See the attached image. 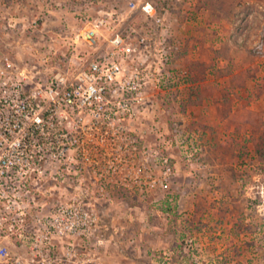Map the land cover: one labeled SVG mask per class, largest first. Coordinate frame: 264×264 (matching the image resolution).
<instances>
[{
  "label": "rangeland",
  "instance_id": "obj_1",
  "mask_svg": "<svg viewBox=\"0 0 264 264\" xmlns=\"http://www.w3.org/2000/svg\"><path fill=\"white\" fill-rule=\"evenodd\" d=\"M129 1L146 0H0V64L11 61L28 87L55 75L74 77L93 56L106 53L112 29L135 44L146 37L147 51L127 59L126 73L138 69L157 85L144 88L145 109L129 126L142 143L156 144L158 159L166 157L172 172L166 188H145L150 175L165 176L151 151L92 150L84 153L95 162L77 165L69 159L82 152H65L66 163L51 160L41 172L33 169L31 214L42 223L57 218L78 226L63 238L72 246L61 243L76 253L78 264H264V121L239 108L235 117L216 123L193 109L199 94L195 58L209 52L208 75L214 74L215 41L220 45L222 36L229 46L231 25L246 2L264 6V0H149L164 15L162 26ZM261 15H243L236 24L243 26L256 79H264V57L253 51L264 32ZM101 16L110 25L90 46L79 33ZM199 33L212 46L202 48ZM163 46L168 59L160 62ZM180 68L189 72L186 86H165L171 70ZM258 101L264 106V97ZM254 105L261 106L257 100ZM29 222L38 221L31 216Z\"/></svg>",
  "mask_w": 264,
  "mask_h": 264
},
{
  "label": "built area",
  "instance_id": "obj_2",
  "mask_svg": "<svg viewBox=\"0 0 264 264\" xmlns=\"http://www.w3.org/2000/svg\"><path fill=\"white\" fill-rule=\"evenodd\" d=\"M128 4L157 26L164 24V15L158 13L149 0ZM253 5L247 1L240 16L244 15L243 20H247L261 13L264 26V6ZM107 15L109 19L113 14ZM108 19L101 16L91 27L83 29L79 33L82 40L96 46L99 29L110 25ZM106 46L105 54L93 56L71 79L55 75L47 84L36 83L32 87L26 85L23 72L7 58L0 64V264H78L72 249L61 248L62 242L72 246L63 238L72 236L78 226L57 218L42 223L28 208L33 169L39 173V168L50 164L51 160L66 163L61 161L65 152H82L69 159L77 165L95 162L84 153L87 151L148 150L154 164L163 167L165 176L157 179L150 175L143 181L145 188L155 187L157 183L164 188L168 186L172 172L167 158L158 159L156 144L142 143L139 134L129 126L145 109L144 88L157 85L145 80L138 69L126 73L129 70L126 69L127 59L147 51V39L141 36L135 44L119 29H112ZM164 48L158 49L160 62L168 59ZM253 51L264 57L262 30L253 43ZM188 74L186 68L171 70L164 85L186 86L184 81ZM45 150L52 159L45 158ZM141 164L144 165L137 162L139 168ZM31 216L38 222H29Z\"/></svg>",
  "mask_w": 264,
  "mask_h": 264
},
{
  "label": "crops",
  "instance_id": "obj_3",
  "mask_svg": "<svg viewBox=\"0 0 264 264\" xmlns=\"http://www.w3.org/2000/svg\"><path fill=\"white\" fill-rule=\"evenodd\" d=\"M240 23L241 19L238 18L233 27L231 25L233 29L230 28L229 46H224L225 42L221 43L222 36H219L220 45L215 41L212 46L210 41H207L209 36L199 33L201 47L206 49L207 46H212L215 51L213 52L215 58L212 69L214 74L212 75H208L209 69L206 62L211 57L210 53L207 51V54L204 51L195 58L199 67L197 73L199 94L193 109L195 113L197 111V116L200 118H208L217 123L220 119L226 120L235 117L240 108L251 110V113L259 121H264V106L261 101H258L264 97L262 89L264 88V79H256L253 72H249L252 55L249 46L243 41L246 36L241 32L243 26L237 27L238 25H236ZM235 25L236 27H234ZM256 100L257 103L260 102L261 106L254 105Z\"/></svg>",
  "mask_w": 264,
  "mask_h": 264
}]
</instances>
